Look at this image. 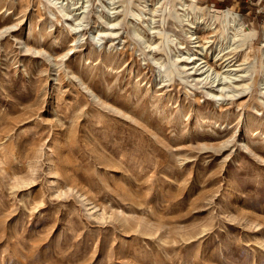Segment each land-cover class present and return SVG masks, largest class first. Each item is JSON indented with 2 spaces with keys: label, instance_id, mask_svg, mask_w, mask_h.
I'll list each match as a JSON object with an SVG mask.
<instances>
[{
  "label": "rangeland",
  "instance_id": "374dc122",
  "mask_svg": "<svg viewBox=\"0 0 264 264\" xmlns=\"http://www.w3.org/2000/svg\"><path fill=\"white\" fill-rule=\"evenodd\" d=\"M138 3L0 0V264H264V0Z\"/></svg>",
  "mask_w": 264,
  "mask_h": 264
},
{
  "label": "bare ground",
  "instance_id": "6f19581e",
  "mask_svg": "<svg viewBox=\"0 0 264 264\" xmlns=\"http://www.w3.org/2000/svg\"><path fill=\"white\" fill-rule=\"evenodd\" d=\"M138 2H139L138 5H140V4L146 3L147 0H138ZM179 3H181V4H180L181 6H184V5H185V4H184V0H179ZM145 7H146V6H145ZM185 7H186V6H185ZM141 8H142V7H141ZM182 8H183V7H182ZM144 9H145V8H144ZM154 10H155V9H154ZM151 12H152V10H151ZM154 12H155V11H154ZM152 13H153V12H152ZM152 13H151V15H153ZM227 13H228V12H227ZM137 15H139V14H137ZM137 15H136L135 17H138ZM232 15H235V14L232 13ZM234 18L237 19V21H240V19L238 18V16L235 15ZM106 19L108 20L106 24L108 25L109 29H114V27L116 26V24H117L118 21L115 22V21H113V19H110L109 17H106ZM114 19H115V18H114ZM150 21H151V19H150ZM234 22H235V20H234ZM238 24L240 25V22H238ZM150 25H151V23H150ZM108 27H107V28H108ZM76 30H77V29H74L75 33L78 31V30H77V31H76ZM102 35H103V34H102ZM108 35H109V34H108ZM251 35H252V33H251ZM222 56H223V55H222ZM193 59H196V58H193ZM221 59H223V57H222V58L219 57L218 61H220L219 64L222 66V64L225 62V60L222 61ZM181 61H185V60H181ZM220 65H219V66H220ZM232 65H233V64H230L229 62H227V63H225V64L222 66V68H223V67H224V68H225V67H230V66H232ZM192 68H193V67H192ZM201 68H202V67H200V64H199V65L197 66V68L195 67V71L200 70ZM201 70H202V69H201ZM227 77H228V76H227ZM232 81H233V80H232ZM219 88H220V87H219ZM223 89H224V87H221V88H220V91H222Z\"/></svg>",
  "mask_w": 264,
  "mask_h": 264
}]
</instances>
